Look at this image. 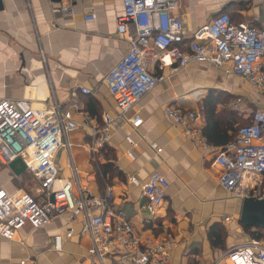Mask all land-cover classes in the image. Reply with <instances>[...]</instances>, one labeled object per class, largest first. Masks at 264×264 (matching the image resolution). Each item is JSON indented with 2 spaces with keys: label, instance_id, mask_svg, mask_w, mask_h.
Wrapping results in <instances>:
<instances>
[{
  "label": "crops",
  "instance_id": "0c3cea01",
  "mask_svg": "<svg viewBox=\"0 0 264 264\" xmlns=\"http://www.w3.org/2000/svg\"><path fill=\"white\" fill-rule=\"evenodd\" d=\"M4 4L0 11V99H25L34 109H46L57 101L73 112L80 125L68 140L83 185L97 194L111 188L116 206L124 209L137 231L175 238L179 247L172 251L173 264L196 260L212 264L230 248L252 238L239 220L242 200L219 183L221 170L214 155L235 135L240 117L249 118L242 110L264 107V94L229 72L228 65L192 63L181 69H161L156 64L153 73L164 79L139 106L120 117L104 78L128 52L129 37L135 34L133 24L127 34L118 32L123 0H79L69 14H54L49 0H4ZM89 12H95L97 18L86 20ZM176 12L182 18L186 41L220 12L264 30V0H179ZM81 87L91 92L85 94ZM212 99L222 115L210 114ZM169 106L197 112L196 127L207 139L208 148L194 143L182 127L172 123L166 114ZM107 113L113 121L110 144L105 147L115 154L110 179L101 168L106 162L105 147L97 161L89 150L92 128L102 126ZM136 115L143 119L138 128L130 121ZM128 135L134 139L133 145L127 141ZM155 145L162 151L157 152ZM129 151L133 157L128 156ZM57 164L62 176L70 178L67 150L59 152ZM155 170L166 176L170 187L160 215L152 219L144 207L141 186L132 184L130 178L143 184ZM25 174L16 176L8 166L0 165V184L10 193L24 190L19 181ZM82 224V215L74 220L61 216L44 228L26 226L14 240L0 235V264H21L26 258L37 264H88L89 240L81 234ZM218 224L224 232L223 249L210 238ZM71 228L74 234L65 240L64 249L54 250V236L66 235Z\"/></svg>",
  "mask_w": 264,
  "mask_h": 264
},
{
  "label": "built area",
  "instance_id": "2783aa9c",
  "mask_svg": "<svg viewBox=\"0 0 264 264\" xmlns=\"http://www.w3.org/2000/svg\"><path fill=\"white\" fill-rule=\"evenodd\" d=\"M123 5L124 12L117 18L118 32L127 34L133 24L135 34L129 37L128 52L104 78L120 117L139 106L144 96L164 79L163 75L153 73L156 64L161 69H181L192 63L228 65L229 72L264 94V30L235 23L227 12H221L186 41L182 18L176 12L179 0H123ZM51 11L72 13L73 2L51 4ZM96 18L95 12L85 15L89 21ZM80 90L85 94L91 92L87 87ZM166 114L174 125L183 128L187 138L203 148L209 147L196 127V111L169 106ZM248 117L251 123L240 126L235 139L214 155V163L221 170L220 185L240 200L264 198V107L250 112ZM103 119L102 126L92 128L89 150L95 161L101 158L99 153L111 139L113 117L107 113ZM130 121L138 128L143 119L136 115ZM79 125L73 112L57 101L46 109H34L25 99H0V165L8 166L21 157L27 173L37 182L39 195L38 198L24 190L10 193L0 184V235L14 240L26 226L39 229L61 216L74 220L82 215L81 234L89 240L90 264H173L172 251L179 247L175 238H157L137 231L124 209L116 206L111 188L97 194L80 182L68 140ZM126 139L132 145L135 143L129 135ZM154 148L162 151L157 145ZM61 150L68 151L74 178L60 173L57 157ZM128 156L133 157V153L129 151ZM130 181L141 186L146 197L144 207L152 219L157 218L170 187L166 176L155 170L143 184L135 177ZM73 234L71 228L66 235H55L53 249L62 251L65 240ZM21 264L37 262L26 258ZM191 264L206 263L196 260ZM212 264H264V239L251 238L237 244Z\"/></svg>",
  "mask_w": 264,
  "mask_h": 264
},
{
  "label": "water",
  "instance_id": "95a60500",
  "mask_svg": "<svg viewBox=\"0 0 264 264\" xmlns=\"http://www.w3.org/2000/svg\"><path fill=\"white\" fill-rule=\"evenodd\" d=\"M52 4L63 1H72L76 4L79 0H49ZM5 7L4 0H0V11ZM8 168L16 175L21 176L27 172L25 161L19 157L8 165ZM239 220L241 223L254 228H264V198H245L241 201Z\"/></svg>",
  "mask_w": 264,
  "mask_h": 264
},
{
  "label": "trees",
  "instance_id": "16d2710c",
  "mask_svg": "<svg viewBox=\"0 0 264 264\" xmlns=\"http://www.w3.org/2000/svg\"><path fill=\"white\" fill-rule=\"evenodd\" d=\"M231 18H232V16H231ZM232 20L234 21L233 18H232ZM234 22L239 23L236 21H234ZM214 100L212 99V102H210L212 105L210 103L208 104L209 105L208 109H209L210 114L216 115V116L222 115L223 111H220V113L216 112V106H215L216 103H214ZM249 123H251L250 117L246 118V119H243L242 117H240V125L236 129L235 135L233 137H229V139L227 141L230 142L233 139H235L238 128L240 126L247 125ZM204 133L209 139H211L210 138L211 133L209 132V130H206ZM103 152L105 154L106 162L101 164V168L103 169L104 177L110 179L112 177V175L114 174V170H115V164L113 162V160L115 158V154H114L113 150H110V147H105L103 149ZM241 225L245 228V230H247L249 232V234L251 235L252 238L264 239V228H255V230H252L254 227L244 225L243 223H241ZM223 234H224V232L222 230V227L219 226V224H218V226L215 225L213 227V229L211 230V233H210V238H211L212 244H214V246H216V244H219L222 249L224 248Z\"/></svg>",
  "mask_w": 264,
  "mask_h": 264
},
{
  "label": "rangeland",
  "instance_id": "374dc122",
  "mask_svg": "<svg viewBox=\"0 0 264 264\" xmlns=\"http://www.w3.org/2000/svg\"><path fill=\"white\" fill-rule=\"evenodd\" d=\"M255 109H257V108H253V109H250V110L246 108V110H245L246 112L245 113H249L250 114V112L254 111ZM246 118L247 117L244 116L243 119H246ZM70 178H74L72 170H71ZM19 185L24 189V191H27V192L31 193L32 195H34L36 197H39L38 193H37L38 192L37 191L38 190L37 182L33 178V176H31L30 174H25L23 176V178L21 179V181H19ZM88 262H89V260H88ZM88 264H90V263H88Z\"/></svg>",
  "mask_w": 264,
  "mask_h": 264
},
{
  "label": "flooded vegetation",
  "instance_id": "af4514ba",
  "mask_svg": "<svg viewBox=\"0 0 264 264\" xmlns=\"http://www.w3.org/2000/svg\"><path fill=\"white\" fill-rule=\"evenodd\" d=\"M221 13V12H220ZM219 14V13H218Z\"/></svg>",
  "mask_w": 264,
  "mask_h": 264
}]
</instances>
